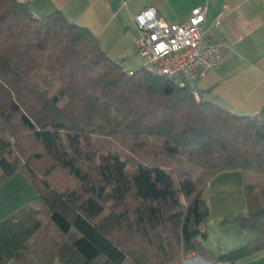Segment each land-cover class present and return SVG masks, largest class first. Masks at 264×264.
Here are the masks:
<instances>
[{"label": "trees", "instance_id": "1", "mask_svg": "<svg viewBox=\"0 0 264 264\" xmlns=\"http://www.w3.org/2000/svg\"><path fill=\"white\" fill-rule=\"evenodd\" d=\"M206 91L127 69L60 10L0 0V180L21 171L37 190L0 220V264H237L264 251V114ZM225 170L242 172L247 202L230 219L256 235L213 254L203 191Z\"/></svg>", "mask_w": 264, "mask_h": 264}, {"label": "crops", "instance_id": "2", "mask_svg": "<svg viewBox=\"0 0 264 264\" xmlns=\"http://www.w3.org/2000/svg\"><path fill=\"white\" fill-rule=\"evenodd\" d=\"M21 1L29 3L35 16L62 11L70 21L95 33L109 55L124 53L132 47L139 35L133 18L143 9L153 7L164 20L182 22L191 9L206 4L205 26L220 44V65L197 81V89L207 90L205 97L208 100L231 112L264 114V0ZM216 20L218 24L214 25ZM222 172L217 173L210 183L216 180L228 183L231 179ZM14 181L19 183L17 191L10 187ZM36 195V188L21 171L0 180V220L30 203ZM195 260H199L197 256L187 262L192 264ZM7 264L15 263L10 261ZM201 264L206 263L201 261ZM237 264H264V251Z\"/></svg>", "mask_w": 264, "mask_h": 264}, {"label": "built area", "instance_id": "3", "mask_svg": "<svg viewBox=\"0 0 264 264\" xmlns=\"http://www.w3.org/2000/svg\"><path fill=\"white\" fill-rule=\"evenodd\" d=\"M206 13L203 4L191 9L184 21L168 22L147 7L133 18L139 30L134 43L144 68L181 87L189 86L196 97L197 81L220 65V44L206 29Z\"/></svg>", "mask_w": 264, "mask_h": 264}, {"label": "rangeland", "instance_id": "4", "mask_svg": "<svg viewBox=\"0 0 264 264\" xmlns=\"http://www.w3.org/2000/svg\"><path fill=\"white\" fill-rule=\"evenodd\" d=\"M109 56L116 61L119 60V63L127 69L136 70L143 66L142 57L137 52L134 41L132 47L127 48L124 53H114ZM223 173L231 179L228 183L221 180L210 183L211 179L203 191V198L207 203L209 215L204 223L207 236L201 241L204 248L213 254L224 253L242 246L256 235L253 230H241L237 222L230 219L231 216L246 211L247 202L244 194L242 172L239 170H227ZM10 187L13 188L12 191H17L19 183L14 181ZM196 256L199 255L191 254L184 260H190ZM201 258V261H208V259ZM201 261L195 260L192 264H201Z\"/></svg>", "mask_w": 264, "mask_h": 264}, {"label": "water", "instance_id": "5", "mask_svg": "<svg viewBox=\"0 0 264 264\" xmlns=\"http://www.w3.org/2000/svg\"><path fill=\"white\" fill-rule=\"evenodd\" d=\"M198 257V259L199 260H201L202 258L200 257V256H197ZM188 260L186 259V260H184V264H188V262H187ZM204 262H206V263H208V264H212L211 262H208V261H204Z\"/></svg>", "mask_w": 264, "mask_h": 264}, {"label": "bare ground", "instance_id": "6", "mask_svg": "<svg viewBox=\"0 0 264 264\" xmlns=\"http://www.w3.org/2000/svg\"><path fill=\"white\" fill-rule=\"evenodd\" d=\"M203 263H206V262H204V261H202Z\"/></svg>", "mask_w": 264, "mask_h": 264}]
</instances>
